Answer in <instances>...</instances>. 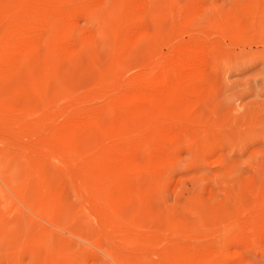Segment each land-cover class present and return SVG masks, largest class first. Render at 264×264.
<instances>
[{"label":"rangeland","instance_id":"374dc122","mask_svg":"<svg viewBox=\"0 0 264 264\" xmlns=\"http://www.w3.org/2000/svg\"><path fill=\"white\" fill-rule=\"evenodd\" d=\"M97 1L99 24L81 18V36L61 38L79 49L53 73L39 58L0 70V100L43 98L0 119V264H264V0ZM25 5L0 0V34ZM193 47L214 67L199 63L200 101L168 174L142 168L128 186L109 181L114 160L99 161L125 139L69 129L71 119L112 114L150 70L178 69L174 58Z\"/></svg>","mask_w":264,"mask_h":264},{"label":"bare ground","instance_id":"6f19581e","mask_svg":"<svg viewBox=\"0 0 264 264\" xmlns=\"http://www.w3.org/2000/svg\"><path fill=\"white\" fill-rule=\"evenodd\" d=\"M26 1L27 5H25L26 8L23 10L19 18V23L16 19L15 21L18 24H14V21V23L11 22L13 24H9L3 33L0 34V70H5L4 68H7L6 70H8L9 68V70H17L18 72V70H24L25 66H28L26 65L28 62L35 61L36 58H39L45 60L46 63H50L49 66H51L49 70L53 73L56 66L66 61L79 49V44L77 45L75 42H69L70 44H67L66 46L60 45L61 43L59 44V41L61 38L64 37L73 40L78 39L81 36V32L79 31L81 18L86 20L89 27H95L99 24V17L94 11L97 9L99 1ZM81 1L83 3L85 2V7L88 8L79 9ZM140 2H142V0ZM131 6L133 7V5ZM142 10L143 9H141V11ZM112 11L113 10H110L105 16H109ZM133 16L131 15L134 19L132 25H134L133 23L139 25V23H141L139 21L141 18L138 19L135 17L136 15ZM104 25L105 24H103V26ZM93 37L95 36L92 35L90 39H93ZM127 41L128 40H126V42ZM193 48H185L183 50L187 54L186 60H178V58H174L178 69H168L167 66L169 63L165 62L158 65L155 69L150 70L144 80L141 81V86L136 92L128 93L126 95L124 94V96L121 95L122 97L111 103L114 108L112 114H109L106 110L102 109L98 115L86 117L80 113V115L71 119L69 129L73 128L75 130L76 127H80L87 133L96 132L103 135L107 132L106 129L108 128L109 131H111V129L115 130L123 139H125L123 143L110 149L107 155L99 161V168L103 169L107 160H114V165L109 171L111 175L108 177L110 178L109 181L114 179L118 186H128L132 184L134 173L142 168H146L147 172H156L160 177L168 174L166 170L167 159L171 155L172 150H176L178 144L183 139L180 129L186 131L187 127H185L184 124H187L190 121L189 113L200 101V99H194L198 92H195L193 88V85L200 84V82L206 78L207 71L205 69V71H201L203 69L200 68V65L207 64L210 67H214L211 62V55L209 56L207 53L208 50L204 51L202 47L196 49ZM183 71H187L188 73L183 74ZM102 76L105 77L104 75ZM20 82L22 83V80H18V83ZM39 84L40 83H37V85ZM97 84L95 83L93 85ZM41 88L42 90L46 89V84H41ZM90 88L91 87H89V90ZM39 95L27 92L21 98L19 97L20 99L17 98L19 100L16 102L0 100L1 121L9 123L12 119L16 118V114L21 110H27L31 106L41 103L43 98L41 99ZM55 96H57V94ZM55 96H53V98ZM48 97L49 96L47 95L46 98ZM48 103L49 102H47V104ZM48 107L50 108V105ZM43 109H45V107ZM43 109H40L42 110L41 113H44ZM57 109H61V107H58ZM31 114L32 113H30V115ZM108 123H114V125L112 126V124L110 125ZM67 129L65 128L66 132ZM132 136H136L138 138L137 141L133 140L131 138ZM155 177L153 176V178Z\"/></svg>","mask_w":264,"mask_h":264}]
</instances>
